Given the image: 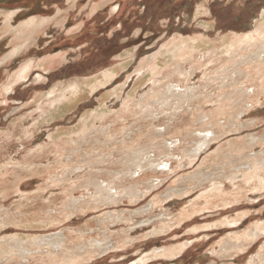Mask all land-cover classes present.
Returning a JSON list of instances; mask_svg holds the SVG:
<instances>
[{
	"label": "rangeland",
	"instance_id": "1",
	"mask_svg": "<svg viewBox=\"0 0 264 264\" xmlns=\"http://www.w3.org/2000/svg\"><path fill=\"white\" fill-rule=\"evenodd\" d=\"M263 46L264 0H0V264H264Z\"/></svg>",
	"mask_w": 264,
	"mask_h": 264
},
{
	"label": "bare ground",
	"instance_id": "2",
	"mask_svg": "<svg viewBox=\"0 0 264 264\" xmlns=\"http://www.w3.org/2000/svg\"><path fill=\"white\" fill-rule=\"evenodd\" d=\"M29 34H31V31H29ZM264 47V46H263ZM263 47H262V49H263ZM260 53V52H259ZM257 54V53H256ZM12 55V54H11ZM8 56V55H7ZM252 56H255V53L252 55ZM256 56H258V55H256ZM250 59V58H249ZM253 59V58H252ZM28 70H29V68L26 66L25 68H23L22 69V72L18 75V79L19 78H23L24 77V75L28 72ZM109 73V72H108ZM94 86V85H93ZM167 93L169 94V95H171V96H173V97H177V96H179V95H181L180 94V92H178V90L175 88V86L173 87V86H169V87H167ZM177 94V95H176ZM207 140L206 139H204L203 140V142H202V144L200 145H198L197 146V148L199 147H201L205 142H206ZM52 244H54L53 242H52ZM50 245H51V243H50Z\"/></svg>",
	"mask_w": 264,
	"mask_h": 264
},
{
	"label": "crops",
	"instance_id": "3",
	"mask_svg": "<svg viewBox=\"0 0 264 264\" xmlns=\"http://www.w3.org/2000/svg\"><path fill=\"white\" fill-rule=\"evenodd\" d=\"M31 32H32V31H31ZM21 72H22V70L20 71V73H21ZM20 73H19V74H20Z\"/></svg>",
	"mask_w": 264,
	"mask_h": 264
}]
</instances>
